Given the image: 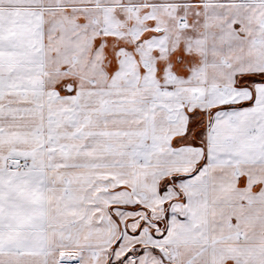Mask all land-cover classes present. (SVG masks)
I'll list each match as a JSON object with an SVG mask.
<instances>
[{
    "label": "snow or ice",
    "instance_id": "snow-or-ice-1",
    "mask_svg": "<svg viewBox=\"0 0 264 264\" xmlns=\"http://www.w3.org/2000/svg\"><path fill=\"white\" fill-rule=\"evenodd\" d=\"M0 264H264V0H0Z\"/></svg>",
    "mask_w": 264,
    "mask_h": 264
}]
</instances>
